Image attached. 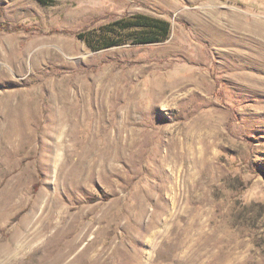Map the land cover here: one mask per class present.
<instances>
[{
    "label": "rangeland",
    "instance_id": "rangeland-1",
    "mask_svg": "<svg viewBox=\"0 0 264 264\" xmlns=\"http://www.w3.org/2000/svg\"><path fill=\"white\" fill-rule=\"evenodd\" d=\"M0 264H264V0H0Z\"/></svg>",
    "mask_w": 264,
    "mask_h": 264
},
{
    "label": "trees",
    "instance_id": "trees-1",
    "mask_svg": "<svg viewBox=\"0 0 264 264\" xmlns=\"http://www.w3.org/2000/svg\"><path fill=\"white\" fill-rule=\"evenodd\" d=\"M41 2H47L48 0H40ZM113 27L119 26L120 28H129L131 26H137L141 27L143 31L148 33V36L140 40L141 42H153V41H159L161 39L166 38L169 35L170 32V22L165 19L161 18H156L152 16H147V15H139L136 17H128V16H123L120 20H117L112 23ZM116 29V28H115ZM77 35L86 42L93 46L90 38L84 34V32H77ZM122 41L120 39L114 38L113 41L105 44L106 46H111V45H116L120 44ZM104 46V45H102Z\"/></svg>",
    "mask_w": 264,
    "mask_h": 264
},
{
    "label": "bare ground",
    "instance_id": "bare-ground-1",
    "mask_svg": "<svg viewBox=\"0 0 264 264\" xmlns=\"http://www.w3.org/2000/svg\"><path fill=\"white\" fill-rule=\"evenodd\" d=\"M116 92V91H115ZM81 240V238L79 239V240H77V242H75V244H73L72 246H71V248L66 252V254L68 255V254H71L72 252H73V250H75V248H76V246L80 243V242H82V241H80ZM80 241V242H79ZM23 249H21L20 251H19V248H17L16 247V245L15 244H13V245H10V246H8V247H6L5 248V250H4V252L6 253V255H16L18 252H21ZM85 252V250H83L82 252H81V254L82 253H84ZM66 254L64 255V256H66ZM84 255H85V253H84ZM69 256V255H68ZM82 256V255H81ZM83 257V256H82Z\"/></svg>",
    "mask_w": 264,
    "mask_h": 264
}]
</instances>
